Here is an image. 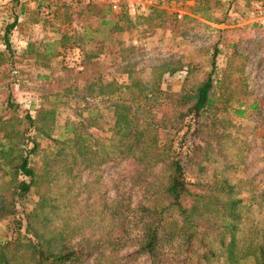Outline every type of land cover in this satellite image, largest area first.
Listing matches in <instances>:
<instances>
[{
	"label": "trees",
	"instance_id": "obj_1",
	"mask_svg": "<svg viewBox=\"0 0 264 264\" xmlns=\"http://www.w3.org/2000/svg\"><path fill=\"white\" fill-rule=\"evenodd\" d=\"M17 5L14 0L12 7ZM13 17L4 27L0 67L12 63L8 35L17 25V16ZM100 25L114 28L115 23L103 19ZM218 53L215 44L210 70L190 88L176 93L160 87L164 74L176 72L166 64L153 67L157 76L153 73L147 80L132 77L126 86L113 82L111 87L116 89L110 95L116 99L106 109L117 140L91 150L81 132L76 133L72 141L77 149L68 156L57 153L45 161L42 171L33 163L42 150L36 136L41 131L48 137L51 126L48 123V130H42L36 117L23 112L8 95L1 109L9 116L0 118V132L4 131L0 137V220L8 222L12 234L0 241V264H134L139 258L146 264H264V189L249 190L248 198L240 196L241 182L226 175L231 164L222 154L228 142L236 146L237 141L215 133L214 125L226 131V119L213 118L211 123L208 118L228 109L238 117L258 112V101L243 109L242 99L251 95L244 76L232 77L223 69L221 78L216 77ZM236 58L235 54L232 61ZM188 74L186 82L192 71ZM186 116L194 122L191 137L202 145L190 144L186 154L176 153L173 141L185 143L178 132ZM32 129L37 131L35 137L30 136ZM162 129H169L168 139ZM123 161L134 173L129 177L131 194L123 195L118 189L112 199L100 194V200L90 202L98 207L84 213L89 217L78 225L67 210L81 203L73 179L78 180L86 169L93 172ZM200 161L222 163L223 170L207 182H191L186 172H192L191 166L196 168ZM96 186L94 180L84 184L81 193L90 195ZM32 197L35 203L29 207ZM254 205L262 216L250 222L248 214ZM129 247L130 252L119 256Z\"/></svg>",
	"mask_w": 264,
	"mask_h": 264
},
{
	"label": "rangeland",
	"instance_id": "obj_2",
	"mask_svg": "<svg viewBox=\"0 0 264 264\" xmlns=\"http://www.w3.org/2000/svg\"><path fill=\"white\" fill-rule=\"evenodd\" d=\"M12 5L14 0H0V51L5 48L4 27L17 16V25L8 35L12 63L0 67V118L9 116L1 105L10 95L23 112L36 117L42 130H48L50 124L48 137L41 131L37 135L35 129L30 133L32 137L37 135L42 148L33 158L40 171L57 153L68 156L77 149L72 141L76 133L81 132V139L91 150L117 140L112 131L113 118L106 109L116 99L110 95L116 89L111 87L113 82L126 86L132 77L147 80L153 73L157 76L151 71L153 67L166 64L176 72L164 74L160 87L179 92L210 70L212 48L218 44L216 77L221 78L223 69L232 77L244 76L251 95L242 99L243 109L255 100L259 109L243 117L228 109L211 114L209 122L226 119V131L222 133L221 127L214 125L215 133L237 141L236 146L228 142L222 154L231 164L226 175L241 182L240 196L248 198L249 190L258 193L264 189V0H18L16 7ZM103 19L113 20L114 28L100 25ZM235 54L238 58L232 61ZM238 54L243 56L239 58ZM189 71L192 75L186 82ZM90 122L94 125L89 126ZM179 126L178 137L183 135L185 143L173 141L176 153L186 154L190 144L202 145L190 135L194 129L190 116ZM168 132L161 130L162 136ZM3 134L1 131L0 137ZM161 142H165L163 138ZM193 166L192 172H186L191 182H207L223 170L222 163L200 161L194 170ZM130 168L123 161L102 165L93 172L86 169L80 179L74 178L77 202L81 203L67 209L70 218L82 224L84 217H89L84 213L98 207V203L90 202L100 200V194L105 199L114 198L117 189L123 195L131 194L129 177L134 173ZM93 180L96 189L90 195L81 193L83 185ZM33 202L32 197L29 207ZM251 210L248 220L256 222L255 217L260 219L262 213L258 214L257 205ZM84 230L89 232L90 228ZM11 234L8 222L0 220V241ZM134 264L146 262L139 258Z\"/></svg>",
	"mask_w": 264,
	"mask_h": 264
},
{
	"label": "built area",
	"instance_id": "obj_3",
	"mask_svg": "<svg viewBox=\"0 0 264 264\" xmlns=\"http://www.w3.org/2000/svg\"><path fill=\"white\" fill-rule=\"evenodd\" d=\"M130 10H132V11H133V10H134V9H133V7H131V8H130Z\"/></svg>",
	"mask_w": 264,
	"mask_h": 264
}]
</instances>
